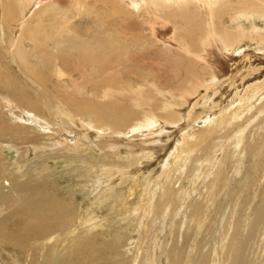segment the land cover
Returning a JSON list of instances; mask_svg holds the SVG:
<instances>
[{"label":"bare ground","instance_id":"obj_1","mask_svg":"<svg viewBox=\"0 0 264 264\" xmlns=\"http://www.w3.org/2000/svg\"><path fill=\"white\" fill-rule=\"evenodd\" d=\"M107 1L112 5L113 16L118 17L117 14L119 13L120 16L126 18L125 12H129V10L124 5L125 0H104L102 4ZM234 1L139 0L133 2L132 8L136 13L147 12L156 16L154 19H150L154 36L151 35L146 40H151L152 45L160 44L162 54H170L172 59H174L172 51L176 49L178 54L187 60V67H184L185 76L183 80L180 79L182 82L180 81L176 85L170 84L165 89L158 87L159 92L165 91L163 101L160 100L152 105L149 104L152 100L148 105L138 100L137 103H134L136 107L143 108L144 112H141V115L134 113L133 110L131 112L130 107L118 104V101L115 103L111 100L104 104L86 106L82 104L83 101L78 102L79 100H76L72 94H70L72 96L68 95V97L60 99L63 96H60V90L55 84H52L55 85L54 89L49 90L52 88V86L49 87V82L54 79L48 78L49 76L43 70L45 67L50 69L52 68L50 66L55 64L52 68L55 72L53 76L56 75V80L60 84L67 74L64 67L67 61H65L64 56L57 55L59 49H69L72 43H77L73 41L78 40L79 42L78 38L83 34L82 31L89 30L87 25L91 23H97L94 25L108 24L111 22L109 16L89 13L86 16L90 18L84 19L83 17L79 21L80 26L83 20L86 21V24L83 23L84 26L78 27L71 21L72 16L64 13L54 14L55 18L52 22L50 21V24H48V19L47 25L49 27H47L46 24L42 25L39 21L42 13L45 15V12H48L49 4L54 7L62 0L48 3H45L44 0H19V9L22 11L19 21L14 19L15 6L13 2L0 1V48L9 51L12 45H17L14 53L15 57L20 60V68L39 87L37 91H33L35 96L33 97L31 92L26 90L27 88L24 89L20 86L17 79L5 73L8 70L0 71V87L6 90L7 97H9L7 104L11 109L17 108L18 111H23V113H19L13 109L19 121L10 126L4 121V117L7 115L4 116L0 111L2 113L0 114V140L4 144L7 143L3 136L9 130L12 138L20 140L26 146L31 145L36 150H43L46 152L44 156L50 157L55 155V153L47 151L50 142H55L57 138L62 136L78 135V138L71 144L70 141L65 143L59 141L58 143L63 147L70 144L69 146H74L77 149L72 154L66 150L65 157H74V161H81L80 168L73 166L72 169H77L78 175H82L87 181V185L84 184L83 188L88 189L86 191L92 197H89L91 198L89 205L83 211L82 206L79 202L77 203V191H64L65 189L58 186V173L51 165L46 168L50 159H45L42 166L43 170L46 168V171L50 172L52 176L44 171L17 168L15 165L23 164L25 159L28 160L29 148L23 151L16 147L18 149L17 157L14 160L0 159V249L4 248L3 245L8 244L9 247L18 251L19 256H14L11 251L14 264H117L118 262L114 260L113 255L116 253L113 245L115 241L113 240L126 238V233L121 229L122 231L118 232V235H111L110 229L105 230L107 228L105 223L109 221V217L103 219L97 217L92 206H98L97 202L99 201H111L114 192L111 186L115 185L116 180L124 181L133 178L134 181V179L137 180V177L143 176L145 171L142 172V169L147 168V162L154 161L150 165L157 164L158 166L151 171L152 175L148 178L147 185H144L145 187L140 191L139 206L135 211L139 218L136 221L137 225H140L139 221L143 219V216L148 219L143 230V234L146 236L149 235V227L154 226L160 215L165 214L163 221L168 218L173 220L181 214L179 209L187 213L189 224L192 223L193 225L194 222L202 219L197 213L198 207L202 204H199V200L196 203L197 198L193 196L192 188H188L180 182L185 168L191 171L195 166V171L200 170L199 172L205 173L206 176L220 178L221 180L218 179V181L216 179L217 185L220 184L228 191L247 179L240 189L239 198L244 197L249 187V180L254 179L256 180L255 192L258 194L261 190L260 185L264 182V31H259L257 28L247 31L244 27L235 31L227 29L225 22L227 21L226 17L230 16L232 11L237 13L245 10L248 13V10H253L256 11L255 14H264V0ZM75 2L79 3L77 5L79 9L82 5L88 4L87 0H75ZM217 3H219L217 9L210 15L208 4L213 6ZM205 11L207 12L205 13ZM33 13L31 20L36 21L37 26L31 30H27V27L25 30L27 34L23 35V33L20 37L13 34L14 31H10L11 35L8 34L9 31L6 29L12 26V22L20 23L21 20ZM202 13H205L206 16L203 17ZM31 20L28 18L29 22H32ZM170 22L179 27H187L188 32L175 33L174 31L177 30L170 26ZM157 24L164 25L167 27L166 30H161ZM107 26L106 30H110L109 25ZM115 31V28H111V35ZM117 33L119 32L117 31ZM7 35L9 43L7 42ZM26 35L31 38L33 43L28 53L25 47L27 45L25 39L28 38ZM174 35H176L175 40L170 43ZM95 36L91 37L94 39ZM115 36L118 35L115 34ZM106 38L108 37L105 36L102 39ZM247 38L252 42H257L256 47L260 52L248 50L249 46L245 48L241 45ZM88 43L87 40L80 42V44L85 45H79L83 48L79 47L77 52L81 58L94 61L98 58V47L100 46L98 43L88 46ZM111 45L114 48L115 44L111 43ZM54 50L56 56H53L51 61V54ZM114 56L115 59H120L117 49H115ZM122 57L124 58L123 55ZM34 59L37 62L34 63ZM167 59L166 61L169 60ZM54 60L56 63H53ZM172 62L171 64H174ZM176 62L179 61L176 60ZM230 62L234 64L231 65ZM234 65H236L234 72L227 71V69L231 70ZM102 66L104 67L103 63ZM2 67L0 64V68ZM181 67L183 66L180 64ZM224 68L228 73L223 70ZM113 70L115 69L113 68ZM75 71L82 73L83 70L76 65ZM116 71L113 72L111 87L109 86L105 90L106 95L110 91L113 95L115 93L124 94L126 91L133 92L134 90H137L139 94L144 91L140 90L142 84L136 85V88L134 86V88H130L129 83L123 81V75ZM67 72L72 79V73ZM114 73L121 74V79L116 75L114 77ZM68 93L66 92V95ZM127 95L130 96V94L125 96L127 97ZM146 95L148 96V94ZM122 96L125 98L124 95ZM129 101L132 103L133 99ZM137 110L139 109L137 108ZM56 113L60 114L58 119L54 118V116L58 117ZM20 114L22 115L20 116ZM84 115H87L89 119L84 118ZM33 118L40 120L35 121ZM107 121L113 125L108 126ZM251 121L253 122L250 123ZM32 124H35L41 132L44 131V136L36 133ZM132 124L135 127L130 134L124 135L122 131L125 132ZM168 124L174 127H167ZM124 125L126 128H123ZM78 126L80 129L76 128ZM107 128H110L111 131L107 132ZM53 135L55 137L51 139L49 136ZM38 142L41 144L38 145ZM90 143L94 144L96 149L103 151V155H100V161L94 159V148H91ZM86 146L89 147L86 148ZM4 148L2 145L0 146V150ZM86 150L88 151L86 152ZM232 151L235 155H231ZM99 154L101 153L99 152ZM116 155L118 161H116ZM54 160L56 162L58 159ZM226 160L230 161L231 165L228 163L225 165ZM120 163L126 164V166L122 167ZM200 175L198 174L197 177ZM131 187L135 188L134 184ZM172 194L174 195L173 204L171 200L167 203L163 201L164 198H170ZM239 200L235 202L234 212L236 213ZM253 204L254 202L250 203V209ZM121 208L116 209V213L120 214ZM260 213L255 221L251 220L249 212L246 213L244 223L245 226L247 225V233L242 247L237 244L238 238H236L240 226L237 224L236 218H233L229 221L225 231H221L215 249L210 255V260L199 264H264V207L260 208ZM125 219L129 220L130 218L125 217ZM130 220L132 222L134 219L131 218ZM131 222L129 223L130 226ZM182 222L185 223L183 220ZM170 225L173 227L174 224ZM152 234L151 236L157 242L148 236L149 241L143 245L145 241L141 237L144 242L142 241L138 246L145 254L142 252L140 258L144 257L147 261L151 260V264H153V259L160 249L158 259L156 257V264H160L162 257L166 258L168 264H177L179 259L176 235L174 234L172 238L168 237L166 240L163 238L165 242L162 241L163 243H161L158 233L152 232ZM257 234L261 235L256 238ZM249 241L257 246L255 256L250 254ZM117 256L119 257V255ZM188 261L190 260L185 259L184 263L188 264ZM0 264H7L2 259L1 254ZM119 264L121 263L119 262Z\"/></svg>","mask_w":264,"mask_h":264},{"label":"rangeland","instance_id":"obj_2","mask_svg":"<svg viewBox=\"0 0 264 264\" xmlns=\"http://www.w3.org/2000/svg\"><path fill=\"white\" fill-rule=\"evenodd\" d=\"M0 1L2 2V0H0ZM6 1H12L13 2V5L15 6L14 19L16 21H19L21 18L20 13H22V11L19 9V0H6ZM50 1L53 2V1H57V0H44L45 3H48ZM96 1H97V3L94 4V2H96ZM136 1H139V0H125L124 1V5L129 10V12L128 11L125 12L126 18H124V16H120L119 13L117 14L118 17L113 16L112 13H114V11L112 10V5L109 3V1L102 4V2H104V0H101V1L100 0H87V3H88L87 5L84 4V5H82V7L79 6V7H81V9H79L77 7V5L79 3L75 2V0H62V2L59 3L60 5L57 4V5H54V7H51V4H49V6L47 8L48 12H45V15L42 13L41 18L39 19V21H41L40 23L42 25L43 24L47 25L48 19H49L48 24H50L53 21V19L55 18L54 14L60 15V13H64V14H68V15L72 16L71 21L73 23H75V25L77 24L78 27H82V25L84 26L83 23L86 24V21L83 20V23L80 26L79 21H81V18L83 19V17H84V19H86V17H88L86 15H88L89 13H92V12L96 13L97 15L99 14V16H101V15L105 16V17L109 16L111 19V22H108V24L104 23L102 25V23H100L99 25H94L97 23H91V24L87 25L89 30H86V31H88L89 33L88 32L86 33V31L85 32L82 31L83 36L78 35L83 40H87V42H89L88 46L91 44L95 45L96 43L99 44L100 47H98V54H97L98 58L95 59L94 61H88V60H85L84 58H81L79 56V52H77L78 48L80 47L79 45H85V44H80V42L81 43L83 42V40L80 38H78L79 42H78V40L73 41V42H77V43L76 44L72 43V46L69 49H64V50L62 48L59 49L57 55L65 57V59H66L65 61H67L66 62L67 64L64 67L67 71H69V73H72V79L70 78V75L68 74V72L65 70V72L67 74L64 76V79H62V82L60 84V82H58L56 80V75L53 76L55 74V72H53L52 68H54L55 64L51 65L50 67H52V68H50V69H47V67H45V69H43V70H44L45 74L47 73L46 75L49 76V77L48 76L47 77L50 78V80L54 79V80H51L49 82V87L52 86V88H50L49 90H51V89L53 90L55 85H57V88L60 90L59 91L60 96H63L60 99H62L64 97H68V95L69 96L73 95V97L76 100H79L78 102L81 103V101H83L82 104L86 105V106L87 105L88 106L89 105L94 106V105H98V104H104L105 102L107 103V102H110L112 100L111 102L115 101V103L119 102L118 104L126 105L128 108L130 107L129 109L131 112L133 110L134 113H138L141 115V112H144V111H143L142 107H136L135 106L134 103H137V100L139 102H143L146 105H148V103L151 100H152V102L149 103L151 105L154 104L155 102L160 101V100L163 101L165 98L164 97L165 91L159 92L158 89L159 88L165 89L170 84L176 85V83L178 84L180 81L182 82V80L185 76L184 74L186 73L184 67L185 66L187 67V60L185 59V57H182L181 55H179L178 52L176 51V49H174L172 51V55L174 58V59H172V56L170 54H169L170 56L168 54H162L160 44L157 46L152 45L151 40H146L147 38H149V36L153 35L152 34L153 30L151 29V25H150V23H151L150 19H154L156 16L153 13H147V12H142L143 14L142 13L141 14L136 13V11H134L132 8L133 2H136ZM218 4L219 3L214 4L213 6L208 4V9H209L208 13L210 15H212L213 11L217 9ZM248 11H249L248 13H246L245 10L239 11L237 13L232 11L230 16L226 17L227 21L225 22V25H226L225 27H227V29H233L235 31H238V29L240 30L243 27L246 28L247 31L251 30L252 28L253 29L257 28L259 31H264V14H255L256 11H253V10L252 11L248 10ZM17 12H19V13H17ZM206 12L207 11H205V13ZM205 13H202L203 17L206 16ZM49 14H51V15H49ZM52 14H53V17H52ZM33 15H34V13L31 16L29 14L26 18L21 20L20 23L15 22V21H14V23L12 22L11 23L12 26L7 27V29H6L7 31H9L8 34L11 35L10 31H12V32L14 31L13 34H16L18 37H20L23 33H24L23 35L27 34V31H25L27 27H28L27 30H31V28H34L35 26L38 25V23L36 21L31 20V17H33ZM17 17L19 18L18 20H17ZM207 17H209V16H207ZM28 18L32 22H29ZM42 18H44V19H42ZM45 18H47V19H45ZM75 18H77V19H75ZM88 18H90V17H88ZM76 20H78V21H76ZM118 20L121 22H119ZM122 22L124 25L122 24ZM40 23H39V25H40ZM107 25H109L110 30H106V28L108 27ZM157 26L161 30H166V28H167L164 25H158L157 24ZM170 26L174 30H177V31H174L175 33L179 34V32H181V31H185L186 33L188 32L187 27H179L173 22H170ZM47 27H49V25H47ZM171 27H168V28H171ZM111 28L116 29L115 33L112 35H111ZM159 28H157V30H159ZM17 29H19V30H17ZM183 29H185V30H183ZM117 31L120 33V35H119V33H117ZM92 32H93V34H92ZM155 33L158 34L157 32H155ZM88 34H90V35H88ZM115 34L118 36H115ZM94 35H96V36L93 39L91 36H94ZM105 36H107L108 38L103 40L102 38H104ZM126 36H127V38H126ZM26 37H28V38L25 39V41L27 42V45H25V47H26V52L28 53L30 51V49H31L30 47L32 46L33 43H32L31 38L28 35H26ZM111 37H114V38H111ZM175 37H176V35H174V37L171 39L170 43L174 42ZM6 38L8 40V35L6 36ZM205 40H206V38H205ZM1 41H2V39H1ZM7 42L9 43V40ZM111 43L115 44L114 48L112 47ZM256 43L257 42H252L250 39L247 38L245 41H243V43L241 45H243V47H245V48L247 46H249L248 50H255L257 52H260L258 47H256L257 46ZM156 44H158V43H156ZM244 44H246V45H244ZM5 45H6V43H5ZM16 47H17V45L16 46L12 45L10 47L9 51L7 49L3 50V48H0V64H1V66L4 67V68L3 67L0 68V71H7L8 70L9 72L7 71L5 73L8 74L9 76L12 75V77L14 79H17V82L20 84L21 87H23L24 89L27 88L26 90H29L31 92V95L33 97H35L33 91L34 90L37 91L39 87L37 85H35L34 83H36V82L32 81V79L29 77V75L20 68L21 67L20 66L21 64H19L20 60H18L15 57V53H14L15 52L14 50H16ZM80 48H83V47H80ZM115 49H117L119 51L120 59H117V58L115 59V56H114L115 55ZM130 49H131V51H130ZM67 52L69 54H66ZM122 55L124 56L125 59L122 57ZM53 56L54 57L56 56L55 50L51 54V61L54 58ZM127 56H129V57H127ZM37 59H38V61H40L38 57H37ZM166 59L168 61H166ZM170 59H171V61H170ZM41 60H42V58H41ZM68 60H69V62H68ZM176 60L179 62H176ZM111 61H112V63H111ZM169 61H170V64H169ZM172 61H174V62H172ZM33 62L34 63L37 62L36 59H34ZM171 62L174 64H171ZM39 63H41V62H39ZM53 63H56V61ZM102 63L104 65V67L102 66ZM175 63L177 65V67H176ZM180 64L183 66L181 68L184 70H182L180 68ZM230 64L233 65L234 63L230 62ZM76 65L81 67V69L83 70L82 73H78L75 71ZM132 65H134V66H132ZM130 67H131V69H130ZM172 67L173 68L175 67L174 68L175 72L173 71ZM235 67H236V65H234V67H232L233 69L231 68V70L227 69V67H225V68L227 69V71H229L231 73V72H234V70L236 69ZM113 68L115 70H113ZM225 68L223 70L225 72H227ZM105 70H106V72H105ZM115 71L117 73L120 72L123 75V77H122V79L124 78L123 81H126L127 83H129L128 86L130 88H134V87L136 88V85L142 84L140 90L141 91L144 90V91H142L139 94H138L137 90L136 91L134 90L135 92L133 91L135 94L133 92L126 91L124 94H120L121 96L117 93H115L113 95V94H111V91H110V93H108L106 95L105 90L107 89V87H109L111 85V79L113 76V72H115ZM109 73H111V74H109ZM117 73H114V77L119 76L118 78L121 79V77H120L121 74L117 75ZM52 76H53V78H52ZM68 76L70 79L68 78ZM136 76H137V78H136ZM127 78H128V80H127ZM167 78H168V80H167ZM180 79H182V80H180ZM130 80H131V82H130ZM174 80H175V82H174ZM123 81H122V83H123ZM108 82H109V84H108ZM152 82H154V83H152ZM133 83H134V85H132ZM52 84H55V85H52ZM145 85H147V86H145ZM66 92H69V93L66 95ZM144 92L146 94H148L149 97ZM70 94H72V95H70ZM126 94H130V96L127 95V97H126L125 96ZM122 95H124L125 98H123ZM139 95H141V96L138 97ZM7 96H8V93L6 92V90L0 87V111L4 114V116L7 115L6 116L7 118L4 117V121L7 125L10 126V125H13L14 123H16L17 121H19V119H18V116L15 115V110L18 111L17 108H13V109H15V110H13L7 104V100H9V97H7ZM144 96H146V97L144 98ZM4 97H5V99H4ZM128 98H129V100L133 99V102L129 103L131 101H129ZM134 98H135V100H134ZM46 100L49 101V99H47V98H46ZM256 103H258V102H256ZM131 104H132V107H131ZM4 105H6V106H4ZM137 108L139 110H137ZM1 112H0V114H2ZM18 112L23 113V111H21V112L18 111ZM134 113H133V115H134ZM56 114L58 115V117L54 116V118L58 119L60 117V114H58V113H56ZM21 115L22 114H20V116ZM23 115H25V114H23ZM45 116H47V115L45 114ZM83 117L88 118L87 115H84ZM33 119L35 121L40 120V119H35V118H33ZM252 122L253 121H251L250 123H252ZM111 124L113 125V123L107 121L108 126H111ZM32 125L34 126V130L36 131V133H38L39 135L42 136L44 131L41 132L40 130L37 129L35 124H32ZM70 126L75 128L72 125H70ZM166 126L167 127H174V126L169 125V124ZM133 127H135V125L133 126V124H132V126L129 127L125 132L124 131H122V132L124 133V135L126 134V136H127L130 134ZM76 128L80 129L79 126ZM123 128H126V126L124 125ZM106 131L109 132V131H111V129L107 128ZM10 132L11 131L7 130L6 135L3 136L4 140L7 142L6 144H4L2 142V140H0V146L2 145L3 148L5 147L4 148L5 150L4 149L0 150L1 151L0 152V159L1 160H7V161L9 159L14 160L17 157V150L18 149H22L24 151L27 148H29L28 160L25 159L23 164H17L15 166H17V168L18 167L29 168L32 171H44L48 175L52 176V174L50 172L46 171V168H48V166L51 165V167L55 170V172L58 173L57 174L58 181H59L58 186L61 187L62 189H65L64 191H67V190L77 191V193H78L77 203L79 202V204L83 208V211H85L87 206L89 205V202H90L89 200L92 197H91V195L89 196V193L86 191L88 189L83 188L84 184H86L87 181L84 180V177L82 175H78L77 169H72L73 166H77L76 168H78L81 165V161H78V160L74 161V157H72V158H66L65 157L67 154L66 150H69L71 154L76 152L77 149L74 146H69V145L78 138V135L73 134L70 136H62L60 138H57L55 142H50L51 144H49V149H47V151L53 152V153H55V155H51L50 157H46V156H44L46 154L45 151L40 150V149L36 150L35 147H33L31 145L26 146L20 140H17L16 138H12V135ZM122 132H119V133L121 134ZM43 136H44V134H43ZM49 137L52 139L55 137V135L49 136ZM59 141H61L62 143H65L66 141H70V144L63 147V145L58 143ZM41 142H43V141H41ZM41 142L40 143L38 142V145H40ZM87 142H89V141H87ZM90 144H91V148H94V156H95L94 159L97 161H100L101 160L100 155H103V153H102L103 151L101 152L100 150L96 149L94 147L95 146L94 144H92V143H90ZM146 144H148V143L146 142ZM88 147L89 146H86V148H88ZM121 150L123 151V149H121ZM87 151L88 150H86V152ZM99 152L101 154H99ZM232 154L235 155V153H233V151L231 152V155ZM125 155H127V154L125 153ZM56 158L58 160L56 162H54L55 161L54 159H56ZM45 159H50V162L48 163L47 167L43 170L42 164H43V161ZM71 159L73 160V162ZM116 161H118L117 155H116ZM152 162H154V161H152ZM152 162H150V163H152ZM147 163H148L147 168L142 169V172L145 171L143 176L137 177V180L134 179V181H133V178L132 179L128 178V179H125L124 181H122L121 179H120V181L116 180L115 185L111 186V187H113V190H114L111 201H107V202H100L99 201V202H97L98 206H96V205L92 206V209L96 212L95 215L97 217L102 218V219L109 217V221L107 223H105V225H107V228H105V230L110 229L111 235L112 234L118 235V232H121L122 230L126 233L125 234L127 236L126 238H122V239L117 238L116 240H113V241H115L114 242L115 244L111 243L114 245V247H115L114 250L117 253V254L116 253L113 254L114 260L115 261L117 260V262H118L117 264H119V262L121 264H147V263L151 264V260L147 261L146 259H144V257L140 258L142 256V252H143V254H145V253L143 250L142 251L140 250L141 248H139L138 245H140L143 241V240H141V237L144 238V241H145V242L143 241L145 243V244L143 243V245H146L147 241H149L148 236H150V239H152L153 241H156V239L151 236V235H153L152 232L158 233V238H159L161 243L165 242L164 239L166 240V238H168V237L172 238V236L174 234L176 235L175 237H177V256L179 259V262L177 264H185L184 263L185 259L190 260V261H188V264H199V263L207 262V260L208 261L210 260V255L213 253V251L215 249V245L219 239L221 231L222 230L225 231V229L228 227L229 221L233 218H236V222L240 226V231L238 232V236L236 238H238L237 244L240 245V247H242V245L245 241V238H246V233H247V229H246L247 225L245 226V223H244L246 213L249 212L251 215V218H252L251 220L255 221V218H257L259 216V214H261L260 208L264 207V186H263L264 182L262 183V185H260L261 190L257 194L255 192L256 191V180H254V179L252 181L249 180V187H248V190L245 192V195H244L245 198L244 197L239 198L238 194L240 193V189L243 186V184L247 181V179L244 182H242V184L241 183L236 184V187H233V189H230V191H228L225 187L221 186L220 184L217 185L218 179L221 180L220 178L217 179L215 177L212 178V176H206L205 173L203 174V173L199 172L200 170L195 171L194 170L195 166H194L193 170H191V171L187 170L185 168V170L182 174V178H180V182L184 183V185L186 187L192 188L191 190L194 191L193 196H195V198H197L196 203L199 200V204H202L201 206L198 207L199 209H197V213H198L199 217H202V219L194 222L193 225H192V223L189 224L188 218H187V213L185 211L182 212V210L179 209V213H181V214H179L173 220H170L171 218H168L169 217L168 216L167 217L168 219L163 221L164 220L163 217L165 214L163 216L160 215L162 217L159 216V218H157L159 221L157 220L156 223H154V226L151 225L149 227V233H148L149 235L146 236L145 234H143L144 233L143 230L145 227L144 224L146 223V221L148 219L145 218V216H143V214H144L143 213L142 214L143 219H140V221H139L141 226L137 225L136 221L139 218H138L137 212H135V211H137L136 208L139 206V201H138L139 197L138 196L140 195V191L147 185L146 182L148 181V178H150L152 175L151 171L154 168H156V166H158L157 164H154L152 166V165H150L149 162H147ZM227 163H228V165H231V162L230 161L228 162L226 160L225 165H227ZM120 164L122 167L126 166V164H123V163H120ZM194 172H196V173H194ZM198 174L199 175L201 174L200 177H197ZM57 176H56V178H57ZM201 177H203V178L201 179ZM216 179H217V181H216ZM123 182L125 185L122 184ZM144 182H145V184H144ZM132 184H134L135 188L131 187ZM116 185H117V188H115ZM257 186L259 187V185H257ZM178 190H179V188H178ZM132 191H133V193H132ZM89 197H91V198H89ZM209 197H211V198H209ZM133 199H135V200H133ZM128 200L130 201V203ZM169 200H171V202L173 204V202H174V195L173 194L170 198L167 197V198L163 199V201L166 203ZM237 200H239V202H238L239 206L237 208V213H236V212H234V210H235L234 208H235V202ZM253 202H254L253 207L250 209V203H253ZM172 207H173V205H172ZM118 208L119 209L121 208V210L124 212L122 213V211H121L122 214L116 213V209H118ZM130 209L132 210L131 213H130V211H131ZM188 211H189V209H188ZM125 217L130 218V219L132 218V220L133 219L134 220L131 222L130 219L129 220L125 219ZM182 220L185 223H183ZM130 222H131V226L129 224ZM181 222H182V224H181ZM170 224H174L173 227H171ZM249 224L251 225V223H249ZM243 226H245V227H243ZM128 227L130 228V231H129ZM159 227H160V229H159ZM127 233H128V235H127ZM260 235L257 234L256 238H258ZM120 240H121V242H120ZM138 240L141 242H139ZM118 242H120V243H118ZM127 243H128V245H127ZM2 247H4V248L0 249V254L2 256V259L5 260V262L7 264H14L12 254H14V256H17L18 251H15L13 249V247L12 248L9 247L8 244L3 245ZM249 247H250V254L252 256H255L256 250H257L256 244L251 243L249 241ZM143 249L145 250V248H143ZM140 251H141V253H140ZM159 254H160V249H158L157 255L153 259V261H154L153 264L157 263L156 257L158 259ZM117 255H119L120 258ZM181 256H183V257H181ZM118 260H121L123 262L118 261ZM159 263L160 264H166L167 263L166 258L162 257V259Z\"/></svg>","mask_w":264,"mask_h":264}]
</instances>
